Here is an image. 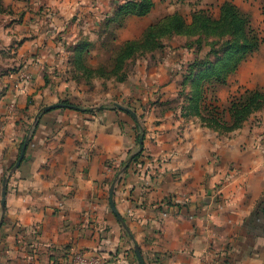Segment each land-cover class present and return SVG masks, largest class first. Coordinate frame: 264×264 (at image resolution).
I'll return each mask as SVG.
<instances>
[{
  "label": "crops",
  "instance_id": "crops-1",
  "mask_svg": "<svg viewBox=\"0 0 264 264\" xmlns=\"http://www.w3.org/2000/svg\"><path fill=\"white\" fill-rule=\"evenodd\" d=\"M129 1L1 0L17 21L0 25V51L18 50L15 62L33 80L16 90L20 75H2L0 63V202L8 181L0 264H79V253L100 264H142L135 245L144 264H264V111L225 135L198 118L149 112L150 159L123 168L115 185L123 221L110 194L117 170L138 146L137 121L126 111L45 113L36 148L7 177L30 119L63 95V87L44 88L46 68L67 66L52 57L59 39L73 36L53 31L55 23L101 21Z\"/></svg>",
  "mask_w": 264,
  "mask_h": 264
},
{
  "label": "rangeland",
  "instance_id": "rangeland-1",
  "mask_svg": "<svg viewBox=\"0 0 264 264\" xmlns=\"http://www.w3.org/2000/svg\"><path fill=\"white\" fill-rule=\"evenodd\" d=\"M153 1L145 15L124 16L123 6H119L113 16L106 18L104 12L101 21L55 23L53 31L62 28L73 34L69 40H57L58 53L52 56L58 57L54 62L63 61L67 66L63 70L46 68L43 79L44 88L52 84L56 90L63 87V95L30 119L18 161L25 144L22 162L29 149L36 148L41 116L56 109H130L137 115L139 131L138 146L130 153L143 152L139 160L149 158L140 139L145 142V119L153 110L162 118L171 114L184 120L198 118L202 125H223L224 135L264 111V0H161L158 5ZM1 16L5 17L0 25L5 27L17 21L14 10L0 0ZM53 24L47 22L44 27ZM32 56L36 62L43 57ZM17 57L18 50L0 51V63L5 65L2 75L19 74L15 88L23 91L33 79L22 70L24 64L15 62ZM28 59L22 60L26 63ZM159 79L167 84L156 85ZM240 100L246 106L245 120L236 128ZM48 107L53 108L46 111ZM17 163L8 170V178L20 167ZM122 169L123 164L116 177ZM5 209L1 199L0 229ZM83 257L101 263L98 257Z\"/></svg>",
  "mask_w": 264,
  "mask_h": 264
},
{
  "label": "trees",
  "instance_id": "trees-1",
  "mask_svg": "<svg viewBox=\"0 0 264 264\" xmlns=\"http://www.w3.org/2000/svg\"><path fill=\"white\" fill-rule=\"evenodd\" d=\"M153 6H154L153 0H132V1H129L125 6H123L121 8V13L124 16L145 15L148 12H150V10L152 9ZM243 98L244 97H241V100ZM254 98L257 99L258 97H254ZM241 100L236 104V113L238 114V116H240L238 119V122L235 123L236 128L240 127L242 125V122L245 120V118H243L242 114L244 113V111H245L244 108L246 106L242 107L243 105H242ZM241 116H242V119H241ZM207 126L216 128L220 132L225 131V126H223V125H222V127H220V126H216L213 123H209ZM142 155H143V152H138L136 154L130 153L127 161L123 163V168L126 171H128L130 169V167L132 166V164L140 161L139 159Z\"/></svg>",
  "mask_w": 264,
  "mask_h": 264
},
{
  "label": "water",
  "instance_id": "water-1",
  "mask_svg": "<svg viewBox=\"0 0 264 264\" xmlns=\"http://www.w3.org/2000/svg\"><path fill=\"white\" fill-rule=\"evenodd\" d=\"M52 108H53V107H48V108L46 109V111L51 110ZM118 109L130 113L135 119H137V115H136L133 111H131L130 109L125 108V107H123V106H118ZM140 146H141V149H143V147H144V138H143V137L140 139ZM26 147H27V144H25V146H24V148H23V150H22V153H21L20 159H19V161H18L16 167H18V166L21 164V162H22V160H23V157H24V154H25V151H26ZM121 173H122V172H121ZM119 178H120V174H119V176H117L116 180L114 181V183H113V185H112V187H111L110 199H111V206H112V209H113L115 215H116L121 221H123L122 218H121V216L118 214V212H117V210H116V207H115V205H114V201H113V195H114L115 185H116V183L119 181ZM7 182H8V181H7V179H6V180L4 181V183H3V191H2V207H3V209H5V207H6ZM136 252H137V255H138L140 261L142 262V264H144L143 259H142V255H141V253H140V249H139V247H136Z\"/></svg>",
  "mask_w": 264,
  "mask_h": 264
},
{
  "label": "built area",
  "instance_id": "built-area-1",
  "mask_svg": "<svg viewBox=\"0 0 264 264\" xmlns=\"http://www.w3.org/2000/svg\"><path fill=\"white\" fill-rule=\"evenodd\" d=\"M75 260L79 261L82 264H96L98 262V260L86 259L81 254L76 255Z\"/></svg>",
  "mask_w": 264,
  "mask_h": 264
}]
</instances>
